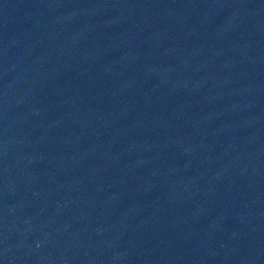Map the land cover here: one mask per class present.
Listing matches in <instances>:
<instances>
[{
  "label": "water",
  "instance_id": "95a60500",
  "mask_svg": "<svg viewBox=\"0 0 264 264\" xmlns=\"http://www.w3.org/2000/svg\"><path fill=\"white\" fill-rule=\"evenodd\" d=\"M0 264H264V0H0Z\"/></svg>",
  "mask_w": 264,
  "mask_h": 264
}]
</instances>
